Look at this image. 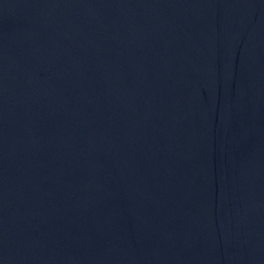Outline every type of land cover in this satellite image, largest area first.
Wrapping results in <instances>:
<instances>
[{
    "label": "water",
    "instance_id": "obj_1",
    "mask_svg": "<svg viewBox=\"0 0 264 264\" xmlns=\"http://www.w3.org/2000/svg\"><path fill=\"white\" fill-rule=\"evenodd\" d=\"M0 264H264V0H0Z\"/></svg>",
    "mask_w": 264,
    "mask_h": 264
}]
</instances>
